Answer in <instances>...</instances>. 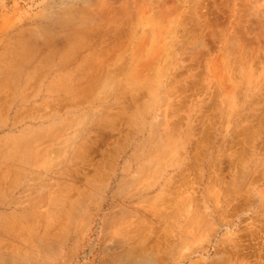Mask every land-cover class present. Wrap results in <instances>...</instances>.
<instances>
[{
	"label": "rangeland",
	"instance_id": "374dc122",
	"mask_svg": "<svg viewBox=\"0 0 264 264\" xmlns=\"http://www.w3.org/2000/svg\"><path fill=\"white\" fill-rule=\"evenodd\" d=\"M0 264H264V0H0Z\"/></svg>",
	"mask_w": 264,
	"mask_h": 264
}]
</instances>
